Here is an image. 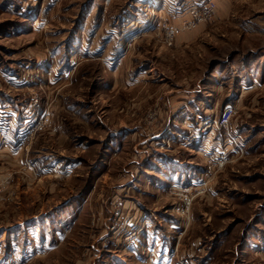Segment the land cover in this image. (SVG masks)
I'll use <instances>...</instances> for the list:
<instances>
[{
    "label": "rangeland",
    "instance_id": "374dc122",
    "mask_svg": "<svg viewBox=\"0 0 264 264\" xmlns=\"http://www.w3.org/2000/svg\"><path fill=\"white\" fill-rule=\"evenodd\" d=\"M0 264H264V0H0Z\"/></svg>",
    "mask_w": 264,
    "mask_h": 264
},
{
    "label": "built area",
    "instance_id": "2783aa9c",
    "mask_svg": "<svg viewBox=\"0 0 264 264\" xmlns=\"http://www.w3.org/2000/svg\"><path fill=\"white\" fill-rule=\"evenodd\" d=\"M230 112L231 109H227L226 111L223 112L222 116L220 117V119L218 120V125L222 126L225 125L228 121V118L230 117Z\"/></svg>",
    "mask_w": 264,
    "mask_h": 264
}]
</instances>
